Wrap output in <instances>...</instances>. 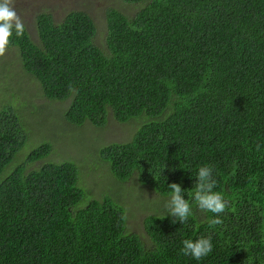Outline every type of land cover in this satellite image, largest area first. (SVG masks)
<instances>
[{
	"label": "trees",
	"instance_id": "obj_1",
	"mask_svg": "<svg viewBox=\"0 0 264 264\" xmlns=\"http://www.w3.org/2000/svg\"><path fill=\"white\" fill-rule=\"evenodd\" d=\"M120 1L137 9H108L100 45L86 12H43L0 58V264H264V0ZM111 120L136 124L129 141L101 139ZM88 163L153 194L134 204L151 211L146 236L128 227L135 198L101 197ZM205 165L218 217L194 199ZM172 183L191 205L183 224L165 207ZM201 237L211 253H182Z\"/></svg>",
	"mask_w": 264,
	"mask_h": 264
},
{
	"label": "rangeland",
	"instance_id": "obj_2",
	"mask_svg": "<svg viewBox=\"0 0 264 264\" xmlns=\"http://www.w3.org/2000/svg\"><path fill=\"white\" fill-rule=\"evenodd\" d=\"M14 7L18 14L21 16L24 25L27 27V29L34 35L35 33V19L38 14L46 12L50 13L55 22H61L63 18L71 11H83L89 14L95 21L98 34L96 38V43L101 44V42H104L105 36L107 33V19H106V13L107 10L110 8L119 10L120 12L126 14V15H132L137 7L135 5L126 4L120 0H14ZM19 79V77L17 78ZM3 84V83H2ZM14 86L16 83H13ZM3 87H5V83L3 84ZM6 97L9 99V97L6 96L5 90L0 91V101L3 100V97ZM14 104H16L15 100ZM35 102L41 103V100H36ZM23 109L25 107H22ZM48 111L44 108L41 109V116L45 117L44 115H47ZM32 128H30V131ZM136 131V124H119L118 122H115L113 120L110 121L107 128L103 131L102 134H100L101 139H105L108 142H127L130 140V138L133 136L134 132ZM86 137L90 141V133L84 132ZM70 133H65L64 136H68ZM82 135V133H81ZM47 138V137H46ZM46 138L43 137V141H46ZM38 141L37 138H30V147H32L36 142ZM58 146V145H56ZM62 147V145H59V149ZM76 148V147H75ZM74 147H70V155H73L72 153L76 152L78 150ZM59 156L53 157L52 160L55 162H58L63 157V153L61 150H58ZM79 153V151H78ZM86 153V152H85ZM80 154V153H79ZM65 157H67L65 155ZM73 157H76L73 155ZM86 165V164H85ZM97 167V168H95ZM94 168L93 170H91ZM82 174L85 178L89 179L87 180L88 185H93L99 187V193H101V197L105 195H109L114 197V199H117L119 202L116 201V203L120 206V202L124 201L127 197H133L135 198L134 202H129V221H128V227L130 232L139 234L140 236H146V232L144 229V221L148 214L151 213V211L148 212H139V209L137 207L138 202H136L137 197H140V200H149L154 199V196L151 192L148 190L139 191L140 187L138 185L133 186L134 184L132 182L128 183L127 187L130 188L128 190V193H125L120 190L119 186L115 182H110L108 178L104 175V170L99 169L98 165H92L91 163L87 164L86 166L81 165ZM87 176V177H86ZM89 187V186H88ZM89 188H84L83 190L85 193H87V190ZM154 202V201H153ZM134 204H137L134 207ZM153 210L156 209V211H160L161 209H164V206L161 203L155 202L150 205ZM157 206V208H156ZM151 209V210H152ZM133 216H136L133 218Z\"/></svg>",
	"mask_w": 264,
	"mask_h": 264
},
{
	"label": "clouds",
	"instance_id": "obj_3",
	"mask_svg": "<svg viewBox=\"0 0 264 264\" xmlns=\"http://www.w3.org/2000/svg\"><path fill=\"white\" fill-rule=\"evenodd\" d=\"M24 31L25 26L21 16L14 7V0H0V58L4 57L9 51L13 35L22 37ZM196 181L194 199L198 207L202 211L211 212L218 217L219 214L226 210L228 205L224 196L220 192L213 190L216 186V181L213 179V168L208 165L200 167ZM168 186L171 192L165 207L168 209L170 216L183 224L191 215V205L182 196V188L179 184L172 183ZM209 223L211 225H219L222 220L219 218L210 219ZM212 250L211 237H201L195 241L185 239L181 249L184 255H190L196 260L207 256Z\"/></svg>",
	"mask_w": 264,
	"mask_h": 264
}]
</instances>
